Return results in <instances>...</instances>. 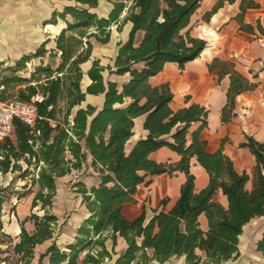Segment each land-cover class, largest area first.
I'll use <instances>...</instances> for the list:
<instances>
[{"label":"trees","instance_id":"obj_1","mask_svg":"<svg viewBox=\"0 0 264 264\" xmlns=\"http://www.w3.org/2000/svg\"><path fill=\"white\" fill-rule=\"evenodd\" d=\"M75 1L80 5H66L52 15L51 22L62 19L66 23L53 39L54 47H46L52 40L47 39L14 65L0 67V99L16 98L36 107L34 123L14 117L15 140L7 136L0 143L1 170L12 167L22 177L32 174V184L37 185L32 207L45 211L42 216L32 213L33 233L22 229L14 246L20 264H29L36 244L60 234L59 217L49 211L57 194L56 180L73 169L80 170L89 154L100 182L87 187L77 181L74 187L91 214L79 226L75 242L62 248L54 240L40 262L48 256L49 264H102L112 258L107 238H112L114 247L118 235L125 238L127 248L113 264L165 262L174 255H184L186 264H222L237 257L244 225L264 214V142L247 136L240 144L249 147L256 159L253 187L248 189L250 175L238 172L222 148L207 150L201 131L207 126L208 110L196 103L174 110L169 84L150 83L151 76L161 72L167 62H177L183 69L205 49L206 40L191 34L192 16L203 0H109L112 7L105 16L96 11L99 0ZM224 1L219 0L204 18L208 20ZM259 6L255 0H241L237 18L241 19L247 8ZM127 23L131 25L128 37L117 43L113 65L94 58L84 72L82 64L92 56V39L106 44L112 27L121 32ZM46 55L48 62L42 60L28 75L21 74L34 58ZM223 65L230 69L231 78L222 110V121L227 122L235 115L236 96L254 89L256 83L233 69L231 62ZM112 75L129 78L118 82ZM85 76L90 81L82 87ZM87 94L103 95L102 105L88 104L75 110ZM139 116H144L143 128L148 134L133 141ZM196 121L201 124L189 141V128ZM164 146L180 155L176 163L150 157ZM193 157L209 175V183L200 190H196V177L190 171ZM175 171L184 172L186 180L170 209L155 208L149 219L145 209L132 220L124 215V204L135 201L138 186L150 183L148 176ZM219 189L227 197V205L215 200ZM168 200L162 199L161 205ZM202 214L207 217L206 230L201 226ZM257 250L264 254V233Z\"/></svg>","mask_w":264,"mask_h":264},{"label":"crops","instance_id":"obj_2","mask_svg":"<svg viewBox=\"0 0 264 264\" xmlns=\"http://www.w3.org/2000/svg\"><path fill=\"white\" fill-rule=\"evenodd\" d=\"M218 1L203 0L192 16L191 34L206 40V47L200 56L186 63L183 69L177 62H167L161 72L151 76L150 83L153 86L162 83L169 84L174 94L171 102L174 110L194 103L208 110L207 126L201 131L202 139L207 141V150L214 152L222 148L223 152L233 160L238 172L246 171L250 175L246 187L252 189L256 159L249 147L240 146V144L247 141V136H253L256 140L264 142V0H255L260 6L247 8L241 19L237 18L241 12V0L233 3L225 0L223 5L206 20L204 15ZM104 2L105 0H99L97 12ZM77 4L80 5L75 0H0V67L14 65L21 57L34 53L47 39L52 40L46 47H54L53 39L66 26V23L62 19H58L56 23L51 22L53 13L63 10L66 5ZM111 7L112 4L106 12L100 14L107 15ZM194 18L197 21L196 24H193ZM130 26V23H127L121 32L111 33V39L106 44L92 39V56L82 64L86 67V69L82 67L84 72L92 66L94 58H99L103 65H113L118 49L117 43L127 39ZM141 37L142 32H139L137 38ZM48 59V55L34 58L31 64L35 62L34 65H38L42 60L46 63ZM225 61L231 62L233 69L256 83L254 89L243 91L236 96L233 110L235 115L227 122L222 121V110L228 101L227 92L231 78L230 69L223 65ZM110 78L124 82L129 75H112ZM84 80L85 84L90 81L87 76ZM103 99V95L87 94L86 99L76 106L75 110L79 107H86L88 104L100 107ZM143 122L144 116L135 119L134 135L131 140L135 141L148 134V131L143 128ZM200 124L201 121L192 122L188 133L189 141L191 133ZM9 136L15 140L14 132ZM1 141L3 140H0V143ZM150 157L164 163H176L180 159V155L167 146L152 152ZM20 163L23 169L26 168L24 161ZM87 163H92L90 154L87 157ZM190 171L196 177V190L207 186L209 175L195 157L191 159ZM20 173L12 167L8 171H2L0 164V264H20L21 257L15 253L14 246L21 239L23 227L29 233H33L36 229L31 215L37 213L36 207H32L36 193L34 188L37 185L32 184V174L22 177ZM68 175L57 178L55 198L61 195L63 188L60 182L69 178ZM164 175L168 177V181L157 184V189L156 187L155 189L162 199L168 198L169 200L163 206L161 199L159 205L153 209H170L178 199L181 185L186 180V174L181 171H175L172 175L163 173L153 176ZM78 181H83L87 187H92L99 184L100 176L93 168L92 174L79 176ZM141 186H145L144 183L138 186L134 196L135 201L126 202L123 206V213L130 220L139 216L143 209L146 211L147 219L153 215V209L149 214L147 203L138 200L137 196ZM214 198L227 205V197L221 189L216 192ZM53 213L59 217V225H63V227L61 225V232L56 238L46 239L36 244L29 264H49L48 256L40 262L41 254L54 240L62 248L75 242L79 226L91 214L82 203V198H80L78 212H74L73 216L67 220L60 221L61 216ZM200 222L202 228L206 230L208 221L205 214L200 216ZM263 233L264 214L244 225L243 233L239 236V255L222 264L264 263V254L257 250V243ZM105 244L112 258L107 257L102 264H113L127 248L125 238L120 235L117 236V244L114 247L110 236ZM151 264H186V262L184 255H174L165 262L154 260Z\"/></svg>","mask_w":264,"mask_h":264},{"label":"rangeland","instance_id":"obj_3","mask_svg":"<svg viewBox=\"0 0 264 264\" xmlns=\"http://www.w3.org/2000/svg\"><path fill=\"white\" fill-rule=\"evenodd\" d=\"M111 6V2L109 0H105V2L103 3V5L101 6L99 13H103L106 12L109 7ZM196 19L194 18L193 20V24H196ZM117 27L114 26L112 29V33L117 32ZM119 32V31H118ZM38 62V60H36ZM35 64V62H33V64H29L28 65V69L25 71H22L21 74L23 75H28L29 71L31 68H33V65ZM84 69H86L85 66ZM84 71V70H83ZM85 80L82 81V87H85ZM1 89V86H0ZM6 101V100H5ZM3 100L0 99V104L2 102H5ZM93 173V168L92 165L90 163H86L83 165V167L78 170V169H73L68 177L66 178V180L60 182V185L62 186L63 190H61V195L58 198L54 197V202H53V206L52 208L49 210L51 212H55L57 214H59L60 217V221L63 220H67L68 218H70L71 216H73L74 212H78V208L80 206V198H82V196L77 192V188L74 187V183H76L79 180V176H84V175H88V174H92ZM150 181V183H144L145 186H141L139 193H138V200L142 201V203L146 202V206L148 207V213L151 214L152 209L156 206L159 205L160 201H161V196H159V194H157V184L159 185V183L162 182H166L168 181V177L166 175L164 176H148L146 178V181ZM156 187V189H155ZM37 187L34 188V192H36ZM63 192V193H62ZM166 197V196H165ZM137 200V199H136ZM68 205V207H67ZM35 211L37 213H39V215H43L44 214V210L40 209V206L35 208ZM63 227V225H62Z\"/></svg>","mask_w":264,"mask_h":264},{"label":"built area","instance_id":"obj_4","mask_svg":"<svg viewBox=\"0 0 264 264\" xmlns=\"http://www.w3.org/2000/svg\"><path fill=\"white\" fill-rule=\"evenodd\" d=\"M19 117L33 124L36 117V107L31 102L10 99L0 104V140H4L14 129L13 119Z\"/></svg>","mask_w":264,"mask_h":264}]
</instances>
